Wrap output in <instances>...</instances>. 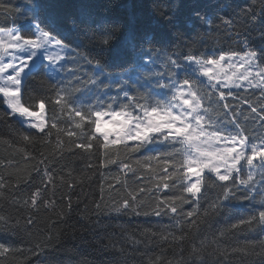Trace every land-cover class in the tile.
<instances>
[{
    "label": "trees",
    "instance_id": "1",
    "mask_svg": "<svg viewBox=\"0 0 264 264\" xmlns=\"http://www.w3.org/2000/svg\"><path fill=\"white\" fill-rule=\"evenodd\" d=\"M158 3L173 8L178 28L169 29L160 24L153 11ZM37 4L42 18L48 16L58 22L59 31L63 33L60 38L66 37V44L81 56L101 59L106 72L131 70L132 61L143 50L140 39L144 35L155 37L152 45L143 46L155 49L153 55L164 50L168 54L216 56L264 46V4L261 0H0V28L17 27L22 34L27 31L30 35L31 30L25 29L24 24L31 17V7ZM98 4L105 6L100 10L121 20L124 31L120 43L102 58L93 51V44L72 25L83 11ZM193 6H197L202 16L213 17L210 27L192 15ZM25 11L27 17L21 14ZM220 17L231 19V27L226 28ZM130 40H136L134 48L129 46ZM69 56L77 60L68 67L76 69L78 76L93 75L92 65L75 53ZM64 78L71 77L65 73ZM83 78L86 80L87 75ZM30 89L33 96L55 99L48 82H42L39 77L30 84ZM108 95H115V92ZM239 97L241 103L245 97L255 102L259 91H239ZM102 99L108 102L107 98ZM28 103L32 110L37 109L34 100ZM45 109L48 123L55 111L58 128L66 131L70 127L67 114L47 100ZM8 111L7 104L0 99V182L5 185L0 188V216L8 220L7 225L0 224V243L12 249L0 257V264H162L164 261L170 264H201V261L205 264H258L259 257L233 253L232 249L243 247L247 242L264 241V232L255 225L235 230L231 225L246 217L248 209L264 203V197L246 194L244 188H237L235 199L213 210L211 205L219 190L205 172L207 187L202 188L199 203L188 200L182 205L185 213L196 210L191 218L196 220L195 225L182 221L179 227H173L171 213L159 217L142 214L151 213L156 201L181 192L178 185L154 191L159 165L155 160L150 161L152 170H149L144 160L153 154L152 151L120 149L119 156L112 157L117 163L105 165L104 150L100 146L90 151L78 149L73 141L80 144L84 139L68 138L65 131L57 129H51V136H38L36 130L22 127L20 119L7 115ZM243 112L248 113L246 105ZM241 126L246 127L250 139L260 137L264 140V128L259 122ZM22 134L29 135L31 140L24 141ZM58 139L62 144H58ZM120 161L129 164L136 176L125 175L118 166ZM44 169L52 178L50 184ZM240 178H245L243 172ZM256 179L257 189L264 192L260 176ZM45 184L48 186L44 187ZM37 187L43 203L38 202L36 207L25 204ZM141 187L149 190L142 198L138 196L145 206H134L141 214L133 210H115L128 192ZM29 218L32 224H28ZM161 234L167 236V240L161 239ZM194 249L199 250V255L194 254Z\"/></svg>",
    "mask_w": 264,
    "mask_h": 264
},
{
    "label": "snow or ice",
    "instance_id": "2",
    "mask_svg": "<svg viewBox=\"0 0 264 264\" xmlns=\"http://www.w3.org/2000/svg\"><path fill=\"white\" fill-rule=\"evenodd\" d=\"M261 3L264 4V0ZM104 7L103 4L90 6L72 21L73 27L93 44V51L101 58L124 36L121 20L100 10ZM39 9V4L32 6L31 17L24 24L25 29L31 30L30 35L27 31L22 34L19 28L0 34V99L7 104V115L19 117L21 126L36 130L38 136H51V129L65 131L58 128L55 111L50 117L51 123L45 121L43 110L47 100L70 118V127L65 135L84 139L80 144L73 141L74 146L84 151L100 146L104 150L105 165L117 163L112 157H118L120 149L152 151L153 154L144 160L149 170H152L150 161L155 160L159 165L154 191L178 185L181 192L156 201L151 213L142 214L159 217L171 213L173 227H179L182 221L195 225L196 220L191 218L196 210L185 213L182 205L188 200L199 203L202 188L207 187L205 172L219 190L211 205L213 210H219L230 199H235L237 188H244L246 194L264 197V192L256 187L257 175L260 176L259 183L264 185V140L260 137L250 139L246 127L241 126L259 122L264 128V46L216 56L168 54L164 50L153 55L155 49L143 46L152 45L155 37L144 35L140 39L143 50L132 61L131 70L106 72L101 59L81 56L66 44V37L60 38L63 33L59 31L58 22L48 16L42 18ZM153 11L162 26L169 29L179 27L172 7L158 3ZM21 14L28 16L27 11ZM192 15L206 26L213 23V17L202 16L197 6H193ZM220 19L226 28L231 27V19ZM128 43L134 48L137 42L130 40ZM70 53L92 65L93 75L84 73L78 76L76 69H70V63H77L76 59L70 58ZM233 60L237 63H232ZM159 68L164 71H157ZM65 73L71 78L65 79ZM85 75L86 80L83 78ZM37 77L48 82L54 101L46 96L32 95L30 84ZM248 89L258 90L259 98L254 102L251 97H245L241 103L239 91ZM111 91L115 95L109 96ZM102 97L108 102H104ZM33 100L39 111H33L28 103ZM245 105L247 114L243 112ZM108 123L116 127L105 128ZM22 139L30 141L31 137L22 134ZM58 144H62L59 139ZM161 148L169 150L160 151ZM118 166L125 175L131 173L136 176L129 164L120 161ZM39 171L37 169V173ZM242 172L245 178H240ZM44 173L50 184L52 178L47 169ZM4 186L0 182V188ZM148 193L144 187L128 192L115 210H133L137 215L141 214L134 206L140 204L144 207L138 196L142 198ZM254 198L255 195L252 196ZM38 202L43 203L39 187L24 203L36 207ZM248 213L231 228H252L255 225L264 232V203L248 209ZM32 223L29 218L28 224ZM0 224L7 225L8 220L0 216ZM160 238L167 240L168 237L161 234ZM11 251L6 244L0 243V257ZM232 251L259 257L258 264H264V241L258 244L247 242ZM194 254L199 255V250L194 249ZM201 264L205 262L201 261Z\"/></svg>",
    "mask_w": 264,
    "mask_h": 264
},
{
    "label": "rangeland",
    "instance_id": "3",
    "mask_svg": "<svg viewBox=\"0 0 264 264\" xmlns=\"http://www.w3.org/2000/svg\"><path fill=\"white\" fill-rule=\"evenodd\" d=\"M13 28L14 27H12V28H0V34H5L8 30L13 29ZM5 40H7V36L6 35H5ZM232 63H237V61L233 60ZM225 71H227L226 67H225ZM33 111H39V109H36V110H33ZM43 117H44L45 121L48 122L46 109L43 110ZM16 118L20 119L19 117H16ZM104 127L108 128V129H112V128L116 127V126L113 125V124L108 123V124H105Z\"/></svg>",
    "mask_w": 264,
    "mask_h": 264
}]
</instances>
